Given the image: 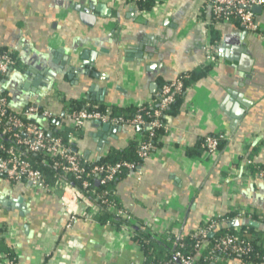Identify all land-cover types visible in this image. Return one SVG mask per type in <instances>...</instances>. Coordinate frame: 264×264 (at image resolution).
<instances>
[{"label":"crops","instance_id":"0c3cea01","mask_svg":"<svg viewBox=\"0 0 264 264\" xmlns=\"http://www.w3.org/2000/svg\"><path fill=\"white\" fill-rule=\"evenodd\" d=\"M205 1L152 0L156 10L145 15L135 0H0V50L16 59L0 91L14 112L47 110L51 118L35 122L48 136L68 125L65 113L74 103L156 106L163 83L204 65L203 45L212 31L221 62L165 113L168 129L152 154L110 186L134 226L145 230L146 224L156 237L189 236L216 215L237 219L233 210L239 208L249 214L237 220L264 225V180L227 173L244 144L264 167V43L235 23L207 26ZM85 10L95 18L90 26L80 18ZM256 21L264 28V7ZM240 111L237 120L232 115ZM113 127L102 132L86 123L75 149L95 163L117 160L140 129ZM218 134L229 138L218 153L198 155L203 139ZM60 195L0 178V227L7 229L3 240L15 264L145 263L134 230L96 222L100 207L90 195L91 217L65 229ZM225 264L251 263L232 257Z\"/></svg>","mask_w":264,"mask_h":264},{"label":"built area","instance_id":"2783aa9c","mask_svg":"<svg viewBox=\"0 0 264 264\" xmlns=\"http://www.w3.org/2000/svg\"><path fill=\"white\" fill-rule=\"evenodd\" d=\"M146 1L135 0L138 7L144 5ZM254 7L263 8L264 0H206L205 8L210 10L211 16L207 26L235 23L244 32L257 37L264 43V28L256 21V14L252 11ZM155 10L156 6L153 5L149 9H140V12L147 15L152 14ZM203 51L205 54L203 66H210L212 70L219 65L220 59L217 58L215 45L209 34H207V40L203 45ZM15 64L16 59L10 51H0V78L7 75ZM189 79V73H183L175 79L163 83L156 107L139 106L136 108L135 114L130 117L113 115L111 106H103L104 108L100 110L96 107L77 109L70 106L65 113L67 126L77 131L81 130L86 123L101 122L113 126L139 128L140 131L146 132L149 139L148 141L145 140V135L139 133L134 140L138 148V156L142 161L148 158L155 149V145L151 143L150 139L156 137L157 130H162L163 134L167 132L168 127L164 121L165 110L186 90L188 87L186 81ZM149 108H151V112L148 111ZM38 116L47 120L51 118V114L47 110L40 109L37 106H28L20 112H14L8 108L7 97L0 95V124H5V132L11 140V144L18 146L27 153H40L54 167L61 168L65 175L73 177L77 185L62 179L54 184L46 183L40 170L35 169L21 153L15 152L13 147H6L1 141L0 178L10 183H28L38 192L54 194L56 191H60L59 199L62 214L67 218L64 225L65 229H70L79 219L87 220L91 217V214L86 211L88 194L93 196L107 213L126 222L127 226L123 228L128 229L130 225L134 226L133 218L109 199L108 188L123 174L135 172L139 165L128 161L115 163L88 161L75 149L78 138L73 133H69L65 140L61 137L48 136L36 122L34 123ZM64 127L66 126L61 128L64 129ZM228 140L229 138L225 134L205 137L202 144L204 148L203 156L210 158L216 155L219 151L220 142ZM245 147L246 144L243 145L236 159L230 164L227 171L228 176L237 172H241L243 176L250 175L252 173L251 167H253L257 170L256 176L264 180V168L253 162L247 155ZM226 180L227 178L223 177V181ZM92 183L97 184L101 190L94 192L91 187ZM229 186L234 189V186H236L235 180L230 182ZM233 211L236 212L235 217L237 219L249 214L244 208L234 209ZM230 220L224 215H216L206 220L195 232L189 235L194 241L193 250L196 254L184 255L181 251L184 244L174 242L173 246L177 249L173 253L175 262L162 264H196L199 252L208 245V235L217 227L226 225ZM262 220L264 222V218ZM145 228L148 231V225L145 224ZM8 230L12 232L11 229ZM5 233H8L7 229L0 237H5ZM180 238L177 237V239ZM247 239L251 241L249 238ZM249 245V243H243L237 234H228L218 240L214 250L226 257H232L233 255L239 257L250 251ZM0 264H15V262L9 260L5 254L0 253Z\"/></svg>","mask_w":264,"mask_h":264},{"label":"trees","instance_id":"16d2710c","mask_svg":"<svg viewBox=\"0 0 264 264\" xmlns=\"http://www.w3.org/2000/svg\"><path fill=\"white\" fill-rule=\"evenodd\" d=\"M152 0H147L144 5L139 6L140 9H149L151 7ZM211 36V41L213 40L212 38V31L210 32ZM213 42V41H212ZM3 51V50H0ZM211 71L210 66H201L197 70H195L192 73H189L190 79L186 81V86H190L192 82H195L198 78L208 74ZM1 79V78H0ZM2 96H5V94H1ZM181 96V95H180ZM178 96L175 100V102L169 106L168 109L165 110V113H167L170 108L175 106L178 98ZM158 102V101H157ZM73 107L77 109H82V108H92L96 107L97 109H103L104 107L102 105H91L87 104L85 102H79V103H74L72 105ZM156 106H153L152 108H155ZM149 112H151V108L148 109ZM113 115L115 116H123V117H130L133 116L136 112L135 109H122V108H112ZM35 123V120H34ZM69 133H73L77 138L80 137V130H75L74 128L70 126L64 127V129L60 128L50 136L52 137H61L63 140L66 139V136ZM141 135H145L144 139L149 140L146 136V132L140 131L139 132ZM47 134V133H46ZM163 135L162 130H157L156 132V137L150 139L151 143L154 144L155 146L157 145L158 138ZM7 140L11 142L9 139L7 133L5 132V124H0V141L1 143L4 144L6 147L12 148V144L9 143ZM222 143L223 141L220 142L219 148L223 147ZM203 144V141H202ZM222 145V146H221ZM15 152L21 153L25 159H27L35 169L40 170L43 179L45 180L46 183L48 184H54L58 180H65L69 183H72L74 185H77L76 182L74 181V178L68 175H65L62 172L61 168L54 167L52 163L48 162L43 155L40 153L37 154H32V153H27L23 149L19 148L16 146L14 148ZM204 153V148L203 146L200 147V151L198 152V155H202ZM119 161H128L132 162L135 165L140 164V158L138 156V148L136 145V142L132 141L129 142L127 147L121 152L120 157L117 158V160H105V161H100L97 163H115ZM261 167V166H259ZM264 168V167H261ZM251 172L252 174H255L257 170L253 167H251ZM123 174L122 176H124ZM113 184V183H112ZM111 186V185H110ZM109 186V199L113 201L117 207H119L117 200L115 199V196L113 195V192L111 191ZM92 189L94 192H99L101 190L100 187L96 186L95 183H92L91 185ZM90 195V194H88ZM91 196V195H90ZM95 202H98L93 196H91ZM98 204V203H97ZM99 205V204H98ZM100 211L98 214L95 216L96 222L100 224H111L117 229L120 227H125L127 226V223L122 221L119 218L114 217L113 215L107 213L105 209L100 206ZM120 208V207H119ZM229 219L233 217L232 214H227L226 215ZM130 230L133 231V238L132 241L140 248V250L144 253L145 256V263L146 264H162L165 262H175L173 253L177 249L174 248L173 243L175 242H182L184 244V248L181 250L184 255H191L193 253L196 254V252L193 250V245L194 241L192 240L191 236H185L181 237L180 239H177L172 234L165 235L163 237H156L152 234H150L148 231L144 230L143 228H137L136 226H131L129 227ZM5 232L4 226L0 227V235H3ZM212 233V234H211ZM210 238H207L208 245H206L205 248H203L198 255V259L196 264H225L226 261H228L232 257H238L236 255H233L232 257H226L223 256L221 253L217 252L214 250V247L216 244H218V240L225 236V235H232V234H237L243 243H249L250 245V251L243 255L239 256L238 258L243 259L246 262H249L251 264H259L264 261V233L261 231H258L252 227L248 226H243L239 228H227L224 226L217 227L211 232ZM251 235V236H250ZM249 236V237H248ZM247 238H249L251 241H249ZM259 244V245H258ZM172 252V254H171ZM0 253L5 254L9 260H14L16 262V256L14 255L12 249L8 247L4 240L3 237H0Z\"/></svg>","mask_w":264,"mask_h":264},{"label":"water","instance_id":"95a60500","mask_svg":"<svg viewBox=\"0 0 264 264\" xmlns=\"http://www.w3.org/2000/svg\"><path fill=\"white\" fill-rule=\"evenodd\" d=\"M101 6H97L96 7V10L98 11V12H100V10H101ZM261 7H254V8H252V11H253V13H255V14H258L260 11H261ZM80 18H81V20H82V22L85 24V25H88V26H90V25H92V22H94V20H95V18H94V16H91L89 13H88V10H85V11H83V12H81L80 13ZM220 57V56H219ZM222 60V59H221ZM221 60H220V62H221ZM2 93H1V91H0V95H1ZM241 113H243V112H239V114H233L232 116L235 118V119H237V120H239V118H240V116H241ZM93 125H95V126H100V130L102 131V132H108V131H112V132H114V127H113V125H111V124H108V123H106V124H103V123H101V122H93ZM115 127H118V126H115ZM9 143H11L9 140H7ZM12 147L13 148H16V146H14V145H12ZM244 225H249V226H252V227H254V228H256L257 230H259V231H261V232H263L264 233V225H262V224H260V223H257V222H255V221H246V220H237V219H234V220H231V221H229L228 223H227V227L228 228H236V227H239V226H244ZM224 226V225H223ZM212 234V233H211ZM211 234H209L208 235V238H210V236H211ZM171 254H172V252H171Z\"/></svg>","mask_w":264,"mask_h":264}]
</instances>
